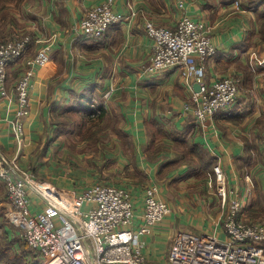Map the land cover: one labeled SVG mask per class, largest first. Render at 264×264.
Wrapping results in <instances>:
<instances>
[{
    "label": "crops",
    "instance_id": "0c3cea01",
    "mask_svg": "<svg viewBox=\"0 0 264 264\" xmlns=\"http://www.w3.org/2000/svg\"><path fill=\"white\" fill-rule=\"evenodd\" d=\"M106 1L25 0L10 11L15 26L8 25V30L14 28L17 36L29 34L34 40L27 55L9 66V95L0 94V151L39 181L67 192L80 193L101 183L98 177L117 175L120 178L106 184L131 193L136 230L143 223L145 188L156 186L158 197L172 212L142 237L143 253L146 264H171L168 258L178 232L226 237L227 210L207 187L216 164L225 170L229 185L243 195L244 205L250 208L261 201L264 206V65L257 62L264 58V0H114L113 9L122 19L100 40L82 38L74 27L89 9ZM185 15L211 27L216 52L204 61L192 58L193 64L204 67L203 75L187 82L181 67L159 75L147 73L154 52L147 22L174 29ZM52 33L58 42L49 64L36 73L24 119V143L19 145L12 123L17 110L15 84L26 59L40 47L36 39ZM223 77L238 82L236 101L212 118L197 121L185 104L203 84ZM91 103L99 108L94 118L103 114L96 120L99 130L83 127L78 129L82 134L70 135L59 131L63 128L56 121L58 113L79 120L83 112L92 115ZM72 130L68 127L67 132ZM66 135L88 141L84 145L105 146L102 165L85 171L66 164L75 157ZM0 205L10 206L8 200ZM43 205L32 192L33 212Z\"/></svg>",
    "mask_w": 264,
    "mask_h": 264
},
{
    "label": "built area",
    "instance_id": "2783aa9c",
    "mask_svg": "<svg viewBox=\"0 0 264 264\" xmlns=\"http://www.w3.org/2000/svg\"><path fill=\"white\" fill-rule=\"evenodd\" d=\"M114 0L97 5L84 15L74 30L84 39L100 40L122 15L113 9ZM237 6L240 4L238 2ZM183 6V4H181ZM146 28L154 41V52L146 72L159 75L172 67L183 68L186 81L203 75L192 58L204 61L214 55L211 27L204 21L183 16L174 29L148 21ZM34 38L29 34L15 36L0 44V94L7 97L10 64L18 63L28 53ZM37 53L24 62V70L15 84L17 110L12 121L19 145L24 143V119L30 111V89L39 69L46 67L58 35L36 39ZM253 56L256 57L255 54ZM258 64L264 65V58ZM239 94L238 82L223 77L203 84L193 92L185 109L199 122L228 109ZM91 116L99 112L90 105ZM0 179L4 181L10 206L6 218L20 228L21 236L31 250L37 251L45 264H146L142 237L149 235L168 217L170 205L157 195L156 186L146 187L143 197V223L133 228L135 206L131 193L124 187L95 183L80 193L67 192L39 181L31 171L22 169L0 151ZM207 187L215 191L223 210L225 239L212 235L178 232L169 254L171 264H264V224L239 217L245 199L229 185L220 164L207 177ZM44 202L42 210L31 209V193ZM259 243V244H256Z\"/></svg>",
    "mask_w": 264,
    "mask_h": 264
},
{
    "label": "rangeland",
    "instance_id": "374dc122",
    "mask_svg": "<svg viewBox=\"0 0 264 264\" xmlns=\"http://www.w3.org/2000/svg\"><path fill=\"white\" fill-rule=\"evenodd\" d=\"M59 114L60 113H58L57 116H56V121L58 122L59 127L63 128V129H68V127H71V128L74 129V133L75 134H82V132L77 133V131L80 128L82 130L83 127L86 129V131L93 130V126L90 123H88V122L87 123L78 124L79 120L77 118H74L73 120H71V119L68 120L66 117L62 118V114L61 115H59ZM67 122H70V123H67ZM66 133L70 135V133H72V132L70 131V132H66ZM69 135H66V136L70 137ZM69 141L70 142H68L66 140V143H67L68 146L71 147V150L69 151L65 147V150L67 149L66 153H67V151H69V152L73 153V155L75 157L72 158V159H68L65 162L66 164L71 165L75 169L84 168L85 171L88 168L91 171H94L95 169H97L98 167H100L102 165V162H100L99 160L103 159L107 155V152H108V150L106 149L105 146L100 145V144H98V145L97 144L96 145H90V146L88 144L84 145L82 143L83 142L86 143L88 141H82L81 138H78V137H76V138H71L70 137ZM93 142H96V141H93ZM78 147H79V149L82 148V151L84 153H81L79 151ZM119 148L122 150L121 147H119ZM80 154L86 155L87 157H85L84 159H82L81 157L79 158L78 155H80ZM118 178H120V177H118L117 175H114V174L111 175V174L107 173L104 176L96 178V181L97 182H101V183H109V182L114 181L115 179L117 180ZM5 197H7L6 184L4 183V181H2L0 179V199H3ZM7 205H6V207H7ZM2 206H0V209H2L3 215L5 216L6 208L4 206L3 207ZM4 218H6V216ZM254 221L264 224V215L258 217L257 219H254ZM7 226H8V230L10 231V234L12 236L19 235V237H20V234H19L20 233V229L19 228H17L16 226L13 227L12 225H9V224ZM20 239H21L20 241H21L22 245H21V243L19 244V241H18V243H16V244L6 245L7 247L5 246L6 247L5 250H6L7 254L9 255L10 261H6L7 259L6 260L2 259L1 260V264H33L32 262L35 259L39 258V256L41 257V255L37 251L31 250L27 246L26 247L27 249L25 250L27 252V254H26V263L22 260V258L20 259V257L18 255H16V253H18L20 251H21V253H23L24 249L22 248V246H25V245H23L24 240L21 237H20ZM20 246H21V248H20ZM168 262H169V258H168Z\"/></svg>",
    "mask_w": 264,
    "mask_h": 264
},
{
    "label": "trees",
    "instance_id": "16d2710c",
    "mask_svg": "<svg viewBox=\"0 0 264 264\" xmlns=\"http://www.w3.org/2000/svg\"><path fill=\"white\" fill-rule=\"evenodd\" d=\"M24 1L25 0H0V44L11 40L13 38V36H12L13 34L15 36H17L18 33L15 34L14 28L8 30L7 26L8 25H14V21H15L14 17L12 16L10 11L13 8L19 7ZM102 116H103V114L94 118V116L90 115L89 111H88V114L83 112L80 115L79 123H83L84 121H85V123L88 122L93 126L94 129L99 130V128H98L99 122L96 120L101 119ZM59 131L65 133V132H67V129H65V130L59 129ZM68 132H70V131H68ZM71 132L74 133V130H72ZM77 132H79V131H77ZM89 140H93V137H90ZM7 200L9 201L8 196L3 198V199H0V204H1V202L7 201ZM246 215H251V216H255V217H260V216L264 215V206H263L262 202L259 201V205H257V206L252 205L250 208L248 207V204L245 203L239 217L240 218L245 217ZM4 217L5 216L3 215L2 209H0V264H1L2 259L3 260L7 259L6 261H10L9 255L7 254V252L5 250L7 247L6 245H11V244L13 245V244L18 243V241L20 244L21 243L20 237L23 239V237L21 236V230L19 233L20 237H19V235L12 236L10 234V231L8 230L7 225L9 224V225H12L13 227H15L16 225L11 223L9 220H7V218H4ZM17 228H19V227H17ZM256 244H259V243H256ZM21 245H22V243H21ZM23 245H25V246H22V248L24 249V252L21 253V251H20V252L16 253V255H18L20 257V259L22 258V260L26 263L27 252L25 250L27 249L26 247L28 246V244L26 243L25 240H24ZM20 248H21V246H20ZM32 263L33 264H45L44 260L40 256H39V258L35 259Z\"/></svg>",
    "mask_w": 264,
    "mask_h": 264
}]
</instances>
